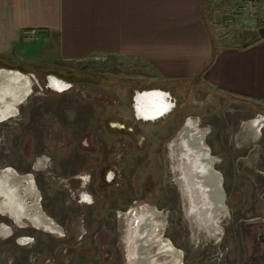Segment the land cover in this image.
<instances>
[{
    "label": "rangeland",
    "instance_id": "1",
    "mask_svg": "<svg viewBox=\"0 0 264 264\" xmlns=\"http://www.w3.org/2000/svg\"><path fill=\"white\" fill-rule=\"evenodd\" d=\"M203 9L204 15L208 18V23L211 27L214 39L218 45L241 46L252 42L259 36V34L264 32V5L259 4L258 6H255L251 4L249 0H235L232 4L229 3V5H216L212 1H205ZM40 62L44 64V61ZM40 62L35 61L36 64H40ZM48 65L45 66L50 67L48 70L33 73H28L20 68H4L19 71L26 76H30L32 88L30 95L21 105L22 107L19 105L17 108L18 113L19 111H22L21 114H17V120H13L15 118H12L0 123L1 168H12L11 163H14L13 150H11V147L13 141L12 133L14 132L12 128L15 126V123L16 125H19L17 133L23 135L26 132L25 128L29 125L27 121L31 120L34 137L32 140L33 150L41 145H45V147L49 149V153H51L52 156H56L57 160L62 158H73V144L75 143L80 148V152L76 150L78 157H83L84 155L86 157H92V155L88 154L89 151L85 150L86 144L92 146V142L95 141V135H99V132L102 131V126H105L106 122L110 120L117 122L123 121V124L128 123V125L131 126H138V129L141 132L139 137L145 138L147 147L151 148L158 142V138L162 141H173L187 119L196 121L198 127L205 131L206 136L204 142L208 147V143L212 144V156H216L218 160L220 159L218 154L221 153L223 155L224 150L227 156L234 153V151L230 149L231 146L225 147L224 150L222 149V142H225L226 137H228L229 140L230 135L235 131V127L234 125H231V123L235 124L240 121L241 126L239 128L240 131L236 134V141L240 144H244L246 141H249L250 137L252 138L248 127L250 121L257 117H261L264 120V102L237 98L228 93L209 87L201 81L176 82L168 85L161 84L155 77L153 71L140 62L115 58L114 61L107 62L90 60L87 64L76 66L75 68L56 67V63H48ZM49 71H58L68 77H70V75L77 76L70 77V79L59 74H48L47 72ZM49 76H53L61 82H70L74 85L72 88L65 90L64 92H56L46 86ZM80 76L91 80L77 81ZM152 86L168 87V90L176 99V113L161 122L135 124L132 122L131 96L134 90ZM158 99L162 102V97L158 95L147 97L144 104L148 105L149 108H146L145 110L141 109L144 104L140 107L139 104L141 101H139L138 106L140 112L147 115H153L157 109L154 108V106L158 104ZM158 106L160 105L158 104ZM192 120H189L191 125H193ZM262 130L259 132H264V128ZM61 134L63 139L60 141L59 136ZM189 136L193 138L192 135ZM258 138L259 136L256 139L258 140ZM109 140L110 139H105V141ZM113 140L116 141L120 139L114 138ZM25 141V144L28 145L29 152L32 150L30 145L32 141L30 139L24 140V142ZM63 141L65 142V147L61 149L62 147L59 145V142ZM258 141L257 143L261 144V148H264V139ZM130 144V149H128L130 150V155H128L126 159L131 165L138 156L134 146L132 143ZM19 148L20 145L17 148L18 154L23 153L24 149L19 150ZM246 160L247 159H245L243 164L236 167V170L238 169V171H235L237 176L235 182L237 184L238 182L243 184L241 188H238L240 189V193L234 195V197L230 199L229 204L228 200L225 198V200H227L225 205L228 209V214L226 216L227 222H225V224L228 223L230 215L229 209L231 208L238 212L237 214H233L240 217L243 216L246 208L250 206V197L252 196L251 192L254 183L256 184L260 180H257L255 177L256 172L264 173V152L261 155L256 154L252 159L253 161L249 159ZM150 163L144 167L145 169H143L142 172H136V174H134L132 182L135 184V188L138 187L139 181H141L144 176L151 174L153 177V175H155L156 159L152 158ZM216 163L217 161H215V164ZM76 167H80V165L76 164ZM90 168L82 167V172L79 173V176L88 180L91 173ZM130 168L132 169L133 167ZM227 168L228 167L226 166V173H232L231 170H227ZM70 172V169H68V173ZM142 174H144V176ZM244 179L248 182H244ZM251 180L252 182H250ZM77 183V181L72 182L74 189H77ZM44 185L45 184L43 183L40 185L37 184V189L39 191L47 190L49 198L46 203L50 206L54 215L57 216V219L54 220V222L59 224V222H63L62 218H65L64 216H67L68 213H74L68 221H64V224L67 223V226L65 227H68V231L72 233L76 229V225H79L82 227V232H85L88 225L87 223L89 222L88 220L92 218V215L88 216L92 211V206L88 207L83 204L78 205L76 204L77 202H69L70 200L67 197L68 199L63 203V209H65L63 212V210H61V203H58L60 198L67 196L65 193H67L68 190L66 192V189L61 186V183L55 180H52L51 184L48 185L49 187L46 189H44ZM257 190L258 192L255 193V198L258 200V213H252L251 215L250 213L247 214L250 219L253 216L262 217L264 219V210L261 211V209L264 208L262 206L264 205V201H261V198L264 196V189L261 190L257 187ZM58 191L62 192L59 193ZM75 191L77 192V190ZM81 191L88 195L92 193L91 187L88 183L87 185L82 186ZM161 191L163 190L161 189ZM95 192L100 200H106V192L104 190L101 191L97 189ZM153 195L154 191H152L150 196L147 195L144 199L136 200L137 202L135 205L129 207L128 210L116 213V215L114 214V216H112L113 220L110 219L109 213L107 215L104 210V212L101 211L99 214L100 217H103L104 220L108 218V220L112 222L111 229H113L112 231L114 232V245L113 257L107 259L106 250L107 244L110 241L105 240V242L102 240L100 242L101 239H97L96 243L99 242L101 245L99 252L101 255L99 256L98 254L97 256V264L127 263L124 256V249L126 247L124 237L129 225L127 213L130 209H134L133 214H136L137 216L144 208L155 210L156 212L155 204L157 202L158 204H162L165 200L162 199L164 192L160 193L158 200H156ZM27 201H30L29 198ZM1 204L2 202H0V205ZM5 214H7V212H5ZM166 215L167 213L164 212L158 217L156 212L152 216V220L157 223L159 221L161 223L163 221L165 222L162 229L160 228V230L158 229L159 231H155V235L161 232L164 239L169 240L174 248L181 251L183 264H190L191 261H194L196 264H264V229L255 227L254 225L244 226L237 224L236 226L233 224L228 226V224L221 228V233L218 236H213L210 233L205 234L203 231L196 230L195 223H192L191 225L184 217V214V221L182 223H180L178 214L177 216L174 215L175 220H171V218L167 219ZM184 222L189 223L191 237L194 241L202 239V242L200 240L201 243L194 242L193 244H190L187 242V233L185 231L186 227ZM84 223L86 224L85 226H83ZM24 224H26L25 220H23V225ZM214 227H216L215 224ZM37 232L40 235L43 234L42 230H37ZM44 234L46 236L48 235L46 233ZM40 235L38 236L40 237ZM48 237L49 244H52L51 240H56L54 237L57 236L53 234ZM72 237L75 238L74 235H72ZM221 238L223 241H219ZM215 239L218 241H213ZM211 243L215 244L213 247L214 250L210 247ZM72 244H75L74 247L76 248H73L75 249L73 252L66 248V252L60 254L61 252L58 250L57 257L59 259H51L50 264H70V262L71 264H79L76 256L79 250L83 251L84 249L86 250L87 255L91 257V251L93 250H91L92 245L88 236L79 234L76 236V240L72 242ZM41 247L42 245L38 244L37 250L39 251H36L37 256H31L30 254L27 259V246L18 247L12 243V241L10 242L0 238V264H27L29 262L31 264H47L43 259ZM90 257L87 259L90 260ZM173 263H177L176 260L173 261ZM84 264H95V261L84 262Z\"/></svg>",
    "mask_w": 264,
    "mask_h": 264
},
{
    "label": "crops",
    "instance_id": "2",
    "mask_svg": "<svg viewBox=\"0 0 264 264\" xmlns=\"http://www.w3.org/2000/svg\"><path fill=\"white\" fill-rule=\"evenodd\" d=\"M205 1L229 5L235 0H0V69L33 73L48 70V63L75 68L121 58L143 63L161 84L201 81L237 98L264 102V32L241 46L218 45L204 15ZM249 2L264 5V0ZM31 30L34 38L25 39L23 33ZM48 83L56 92L66 89L53 76ZM0 194L13 216H26L6 173ZM28 218L54 230L38 211ZM2 225L0 238L6 239L12 229Z\"/></svg>",
    "mask_w": 264,
    "mask_h": 264
},
{
    "label": "flooded vegetation",
    "instance_id": "3",
    "mask_svg": "<svg viewBox=\"0 0 264 264\" xmlns=\"http://www.w3.org/2000/svg\"><path fill=\"white\" fill-rule=\"evenodd\" d=\"M9 68V67H7ZM69 81H72L70 79H67ZM65 83V82H63ZM66 89L68 90L73 87L74 84L67 82L65 83ZM47 88H50L53 90L47 79ZM64 90V91H65ZM63 91V92H64ZM158 95L162 97V104L161 106H158V108L155 110L153 115H147L145 113L140 112V109L138 110V117L135 116L134 110H133V104L135 102V98L137 96L138 102L141 101L139 106L144 104V101L147 97ZM139 96V97H138ZM131 109H132V122L140 123V124H151V123H157L161 122L163 120L168 119L172 115L176 113V99L175 97L170 93L168 90V87H159V86H152V87H145V88H139V90H134L132 96H131ZM23 104V103H22ZM20 104V107H22ZM138 106V104H137ZM138 106V107H139ZM19 113L21 114L22 111ZM18 111L16 112L15 116L10 117L8 119L15 118L13 120H17V114H19ZM262 120V127L259 130H262L264 128V120L261 117H257ZM256 118V119H257ZM7 119V120H8ZM6 121V120H4ZM1 121V122H4ZM176 121V119H175ZM255 121L251 120V122ZM0 122V123H1ZM29 125H27L25 134L21 135L17 133V130L19 128V125H16L12 128L14 132L12 133V147L11 150L13 153L14 163H11V167H2L0 166V178L3 173H6V177L8 178V181L11 182V184L15 187V195L17 196L18 202L21 203L22 207H25L24 213L26 216L16 218L13 216V214L10 213V207L7 208L5 203L6 199L4 196L0 194V202L2 204L0 205V227H3L2 224H5L9 226L12 230V233L9 237H7L6 241H12L16 246L18 247H26L27 246V256L28 259L29 255L31 256H37L36 251L38 249V244H41V253L43 255V259L47 262V264L51 263V259H56L58 250L61 252L60 254L66 252L67 250L73 252L76 248L74 247L75 244H72L76 240L77 235H84L89 237V241L91 242L92 249L91 251V257L87 255L86 250L78 252L76 259H78L79 264H84V262H94L96 263L97 256L100 252V243H96L97 239H101L100 242L109 240L107 244V250H106V258L113 257V234L114 232L111 229L112 222L106 218V220L103 219V217H100L101 211H105L108 215H110V219L113 220L112 216L116 213H120L122 211H126L129 209V207L134 206L138 199H144L147 195H151L152 191H154L155 199L158 200L160 193L164 192L163 198L165 199L162 204H158V202L155 204L156 212L158 214V217H160L164 212L167 213L166 218L171 220L174 219V215L179 216L180 223H182L183 220V201L181 197V193L178 187V181H177V172L175 170V163L176 161L173 160L170 156V147L169 145L171 142L169 141H162L158 138V142L153 145V147L148 148L146 139L143 137H139L140 131L139 127L134 125H128L123 124V121L117 122V121H107L105 126H102V131L99 132V135H95V141L92 142V146L89 144H86L85 150L89 151L88 154L92 155V157H86L85 155L83 157H78L77 151L80 152V148L77 146V144H73V158L70 159H60L57 160L56 156H52L51 153H49V149L45 147V145H41L40 147L33 150V125L32 120L27 121ZM249 123V124H250ZM235 127V131L230 135V138L228 140V137H226L225 142H222V149L224 150L225 147H230L234 153L225 154V150L223 155L220 153L218 154L220 159L217 160V157H215V161L217 163L214 165V168L217 169V171L220 173L222 180H221V186L223 188V191L225 193V197L228 200V204L230 199L234 197L237 193H240L241 186L243 184H238L235 182L236 179V173L238 169L236 170V167L243 164L245 162V159L252 160L256 154L261 155L264 152V148H261V144L257 143L258 140L264 139V132H259V138L256 139L257 136H253L255 133V129L249 127L251 130L252 138H249V141H246L244 144L238 143L236 140V134L240 131L239 128L241 126L240 121H238L235 124H232ZM263 131V130H262ZM176 133V132H175ZM63 134V133H62ZM62 134L59 136L60 141L63 139ZM256 134V133H255ZM105 139H110L109 141H105ZM114 138H118L120 140L114 141ZM20 139V141H19ZM30 139L32 143H30L32 150L28 152L29 148L26 145V141L24 140ZM259 142V141H258ZM134 146L135 151H137V159L133 161V163L130 165L126 157L130 155V149L129 146ZM208 143V142H207ZM257 143V144H256ZM28 144V143H27ZM169 144V145H168ZM19 150H23V153H19L17 151V148L19 147ZM59 145L63 149L65 147V142H59ZM71 145V144H70ZM69 145V146H70ZM209 148L211 150L212 154V144L208 143ZM264 147V146H263ZM77 150V151H76ZM75 153V154H74ZM87 154V155H88ZM156 159L155 164V175L153 177L150 175L144 176L141 181H139L138 187L135 188V184L132 182V178L134 177V174L136 172L140 173L142 172L144 167L150 163L151 159ZM246 160V161H247ZM39 161H41L39 163ZM229 161V162H228ZM253 161V160H252ZM228 162V163H226ZM253 163V162H252ZM76 164L80 165V167H76ZM151 165V163H150ZM153 165V164H152ZM226 166L228 169L231 170L232 173H226ZM82 167L84 168H90L91 173L89 176V179L86 180L85 178L79 176V173L82 172ZM130 167H133L132 169ZM130 168V169H129ZM68 169H70V173H68ZM255 177L257 178L258 183H254V186L252 188V196L250 206L246 208L245 213L243 216H237L233 213H238L237 211H234V209H229V218L228 223L226 220V215L222 214L219 219H214V216L217 211V194L214 186V193H211V190H209V193H207V196H209L211 200V206H206L204 204V201L201 203L199 201L198 194H195L194 188H196V184L194 179L196 176L188 174L187 179L189 181V184L192 186V198L194 199V202L196 204V207H198V211L201 215L204 216V220L207 222L212 221V228H214V224L216 228H222L223 226H231L241 224L244 226L254 225L255 227L264 229V219L261 217L253 216L251 219L247 216V214L252 213L257 214V203L258 200L255 198V193L258 192L257 187L261 190L264 189V173L256 172ZM55 180L61 183V186L66 189L65 193L67 196L64 198L59 199V203H61V210L63 212L65 209H63V203L66 199L69 198V202H77L76 204H83L85 206L91 207L92 211L89 213L88 216L92 215L88 221L87 229L85 232H82V227L79 225H76V229L74 232L70 233L68 231L67 223L64 224V221H68L70 217L74 214L68 213L67 216H64L65 218H62L63 222H59V224L55 223L54 220L57 219V216L54 215V212L50 208V206L46 203L48 197L47 190H41L39 191L37 189V184H45L44 189L48 188L51 184V181ZM250 180V179H249ZM77 181L78 186L77 189H74L72 186V182ZM91 187V194H86L81 191L82 186L87 185V183ZM244 182H248L246 179H244ZM252 182V180L250 181ZM249 182V183H250ZM251 184V183H250ZM245 185V184H244ZM252 185V184H251ZM156 188V190H155ZM104 190L106 192L105 199L106 200H100L96 196V190ZM161 189L163 191H161ZM63 190V189H62ZM77 190V192L75 191ZM197 190V189H196ZM61 193L62 191H58ZM198 192V191H197ZM72 193V194H71ZM74 193V194H73ZM159 193V194H158ZM203 193V192H201ZM205 193V192H204ZM203 193V194H204ZM88 198V201H86V197ZM68 197V198H67ZM29 198L30 201H27ZM154 198V197H153ZM79 199V200H78ZM225 200V203L226 201ZM90 201V202H89ZM261 201H264V196L261 198ZM209 203V204H210ZM245 203V202H244ZM261 203V202H260ZM263 204V203H262ZM264 207V205H262ZM230 207V206H229ZM232 207V206H231ZM103 208V209H102ZM208 209L206 212L205 209ZM190 209V208H188ZM206 209V210H207ZM131 215H129L127 218L128 220L135 219L134 209ZM129 210V211H130ZM264 210L261 209V211ZM35 211H38L40 214H42L48 221L49 224H52L54 226V230H48L44 228L43 226L35 225L33 224L28 216L33 215ZM103 211V212H104ZM128 211V213H129ZM260 211V212H261ZM7 212V214H5ZM76 212V211H75ZM127 213V214H128ZM52 219H51V218ZM244 218V219H243ZM23 220L26 221V224L23 225ZM10 221V222H9ZM22 221V222H21ZM136 221V219H135ZM168 222V220H167ZM185 223V231L187 233V242L190 244L194 242L201 243L203 240L199 239L194 241V239L191 237V231L189 228V223ZM18 224V225H17ZM210 224V223H209ZM263 224V225H262ZM69 225V223H68ZM81 225V224H80ZM86 224L84 223L83 226ZM94 227V229H93ZM92 228V229H91ZM37 230L43 232V234H39ZM66 230V233H65ZM70 230V228H69ZM127 230V229H126ZM47 231V232H46ZM64 231V233H63ZM48 234L47 236L44 234ZM55 234L54 237L57 240L52 239V244H49V237L50 235ZM184 234V233H183ZM40 235V237L38 236ZM72 235L75 236L72 237ZM185 235V234H184ZM224 235V234H223ZM105 236V237H104ZM192 238V240H191ZM223 238V237H222ZM220 239L219 241H223V239ZM27 240V243L25 245H22L20 240ZM126 236L124 237L125 246L127 247V241L125 240ZM201 240V242H200ZM105 241V242H106ZM212 241V240H211ZM213 241H218L217 239ZM212 241V242H213ZM264 241V240H263ZM207 245V243H206ZM215 244H210V247L214 250ZM220 246V245H219ZM124 249V256L127 260V248ZM75 248V249H73ZM99 248V249H98ZM225 249V248H224ZM223 249V250H224ZM101 253L99 254V256ZM103 255V254H102ZM90 257V260L87 259ZM59 259V258H58ZM57 259V260H58ZM27 264H31L30 262ZM71 264V262H70ZM127 264V263H126ZM190 264H196L194 261H191Z\"/></svg>",
    "mask_w": 264,
    "mask_h": 264
},
{
    "label": "water",
    "instance_id": "4",
    "mask_svg": "<svg viewBox=\"0 0 264 264\" xmlns=\"http://www.w3.org/2000/svg\"><path fill=\"white\" fill-rule=\"evenodd\" d=\"M0 70L15 71L8 69ZM27 77L30 78V76ZM28 96H26L24 100L13 104L16 112L18 106L22 104ZM134 100L135 102L133 104V110L135 116L138 117L139 107L137 106V96ZM3 106V104H0V110L3 108ZM189 120L192 119H187L185 121L175 139L171 141V144L169 145V156L176 161L174 166L177 172L176 175L178 187L183 201L184 217L190 222L191 225L192 223H195L196 230L203 231L205 234L210 233L213 236H218L221 233V229L216 227L212 228V221L207 222L204 220V216L199 213L198 207H196L194 199L192 198V186L189 184V181L187 179V175L189 172L185 162L183 161L182 155L181 144L183 140L185 138L187 139L189 135H192L195 140L196 147H198V150L204 153L203 157L205 159L206 168L204 173L200 171L198 172L196 179L200 181L199 179H202V176H205V174H207L209 176H212L217 183L215 186V190L217 194L216 201L218 208L214 219H219L222 214H225L226 216L228 214V209L225 205L226 197L221 186L222 177L220 173L214 168L215 157L212 156L210 148L204 142L206 136L205 131L198 127L196 121L192 120L193 125H191ZM255 133L253 134V136L258 137L259 129L255 131ZM132 212L133 210H130L127 216L131 215ZM155 213V210L144 208L141 210L139 215H135L136 221L134 218L132 220H129V225L125 235V240L127 241V264H172L175 260L177 262L175 264H183L181 251L174 248L169 240L164 239L161 232L155 235V231H159L160 228L162 229V227H164L165 225L164 221V223H161L160 221L157 223L156 221L152 220V216Z\"/></svg>",
    "mask_w": 264,
    "mask_h": 264
},
{
    "label": "bare ground",
    "instance_id": "5",
    "mask_svg": "<svg viewBox=\"0 0 264 264\" xmlns=\"http://www.w3.org/2000/svg\"><path fill=\"white\" fill-rule=\"evenodd\" d=\"M31 85V79L20 72L0 70V104L4 105L0 110V122L15 116L16 109L13 104L24 100L25 97L31 93ZM248 125L257 131L262 127V120L258 118ZM181 148L183 161L185 162L189 172L188 174L197 177L199 171L204 173L206 168L205 159L203 157L204 153L198 150L195 140L188 136L187 139L185 138L183 140ZM199 180L200 181L196 178L194 179L196 184V188H194L195 194H198V199L201 203L204 201V204L210 208V202L212 199L210 200L207 193H209V190H211V193H214L213 188L217 183L212 176L207 174L202 176V179L200 178ZM201 192L205 193L203 194ZM206 209L205 211L207 212L208 209Z\"/></svg>",
    "mask_w": 264,
    "mask_h": 264
},
{
    "label": "trees",
    "instance_id": "6",
    "mask_svg": "<svg viewBox=\"0 0 264 264\" xmlns=\"http://www.w3.org/2000/svg\"><path fill=\"white\" fill-rule=\"evenodd\" d=\"M47 73H48V74L53 73V74L63 75V76L66 77V78H70V77H73V76H74V77L77 76V75H72V76L70 75V77H68L67 75H65V74H61V73H59L58 71H52V72L49 71V72H47ZM70 79H71V78H70ZM86 80L88 81V80H91V79L83 78V77L80 76L79 80H77V81H86Z\"/></svg>",
    "mask_w": 264,
    "mask_h": 264
},
{
    "label": "built area",
    "instance_id": "7",
    "mask_svg": "<svg viewBox=\"0 0 264 264\" xmlns=\"http://www.w3.org/2000/svg\"><path fill=\"white\" fill-rule=\"evenodd\" d=\"M23 35H24V37H25V39H27V40H31V39H33L34 38V36H35V31H25L24 33H23ZM97 60V59H96Z\"/></svg>",
    "mask_w": 264,
    "mask_h": 264
},
{
    "label": "snow or ice",
    "instance_id": "8",
    "mask_svg": "<svg viewBox=\"0 0 264 264\" xmlns=\"http://www.w3.org/2000/svg\"><path fill=\"white\" fill-rule=\"evenodd\" d=\"M57 87H59V85H57Z\"/></svg>",
    "mask_w": 264,
    "mask_h": 264
},
{
    "label": "clouds",
    "instance_id": "9",
    "mask_svg": "<svg viewBox=\"0 0 264 264\" xmlns=\"http://www.w3.org/2000/svg\"><path fill=\"white\" fill-rule=\"evenodd\" d=\"M90 202V201H89Z\"/></svg>",
    "mask_w": 264,
    "mask_h": 264
}]
</instances>
